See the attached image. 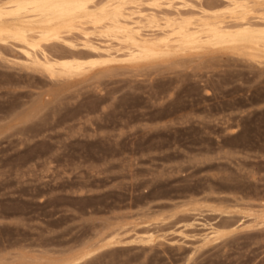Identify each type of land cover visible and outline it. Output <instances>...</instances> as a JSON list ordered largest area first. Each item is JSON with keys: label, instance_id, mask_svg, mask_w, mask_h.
I'll use <instances>...</instances> for the list:
<instances>
[{"label": "rangeland", "instance_id": "374dc122", "mask_svg": "<svg viewBox=\"0 0 264 264\" xmlns=\"http://www.w3.org/2000/svg\"><path fill=\"white\" fill-rule=\"evenodd\" d=\"M246 50L121 57L60 85L0 60V263L264 264L248 217L264 212V54Z\"/></svg>", "mask_w": 264, "mask_h": 264}, {"label": "bare ground", "instance_id": "6f19581e", "mask_svg": "<svg viewBox=\"0 0 264 264\" xmlns=\"http://www.w3.org/2000/svg\"><path fill=\"white\" fill-rule=\"evenodd\" d=\"M209 1H1L0 48H17L25 63L4 58L2 51L0 60L13 66L21 65L28 72L45 76L53 84L60 85L87 75L96 68L109 66L121 57H126L131 63H149L195 45L204 48L241 42L245 44L246 51L264 54V0H219L220 4L212 6ZM207 4H210L209 8ZM183 9L186 11L182 12ZM59 45L68 51L55 50ZM50 95L45 93L40 102L34 103L26 117L29 119L41 111L49 102L46 97ZM188 206L194 213H229L223 207L203 205L197 201ZM252 212L247 213L252 223L255 226L264 225V212ZM221 235L222 231L214 227L203 241L218 240ZM119 236L112 235L106 246L121 243ZM93 253L96 254L92 251L83 257L55 264H80ZM22 258L28 259L25 256ZM29 259L34 263L37 261Z\"/></svg>", "mask_w": 264, "mask_h": 264}]
</instances>
